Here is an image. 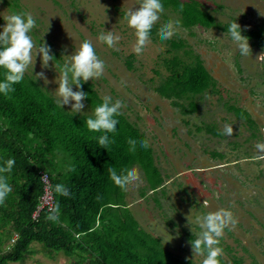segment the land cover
Returning <instances> with one entry per match:
<instances>
[{"label":"rangeland","instance_id":"1","mask_svg":"<svg viewBox=\"0 0 264 264\" xmlns=\"http://www.w3.org/2000/svg\"><path fill=\"white\" fill-rule=\"evenodd\" d=\"M179 1L196 2L213 17L214 24L211 28L199 24L185 27L177 11L164 7L157 26L180 21L171 38L183 42L177 50L152 40L141 55L132 51L134 30L123 17L130 8L139 7L138 0H0V30L12 13L33 14L37 27L31 35L38 45L44 41L50 46L54 61L43 68L37 56L33 71L29 66L24 76L35 81L58 106L55 80L59 66L85 39L91 40L106 68L101 78L84 83L92 85L100 100L108 95L113 102L119 99L126 104L121 115L148 140L153 164L163 178L162 188L152 193L141 167L134 165L140 180L125 191V204L144 231L161 239L165 251L191 264H202L204 256L192 253L185 234L198 238L201 228L196 217L231 205L238 224L234 230H225L221 264H264V160L255 159V145L264 143V60L257 58L264 52V0ZM231 22L260 36L248 37L251 57L240 55L228 36ZM103 30L121 36L115 48L98 40ZM195 56L216 81L218 92L192 97L197 109L186 115L155 89L170 75L165 60L178 57L188 64ZM41 71L49 83L35 80ZM83 103L81 113H73L70 105L59 107L89 118L94 109L86 100ZM182 103L187 105L188 100ZM229 106L248 112L255 127L249 128ZM225 124L233 127L231 137L223 134ZM206 126L214 127L220 136L206 132ZM9 243L4 244V251ZM32 245L35 253L26 264L74 262L62 253L49 260L39 244Z\"/></svg>","mask_w":264,"mask_h":264},{"label":"trees","instance_id":"2","mask_svg":"<svg viewBox=\"0 0 264 264\" xmlns=\"http://www.w3.org/2000/svg\"><path fill=\"white\" fill-rule=\"evenodd\" d=\"M162 3L182 16L181 25L185 27L199 24L211 28L214 24L213 17L194 1ZM159 28L156 25L152 30L153 41L168 43L173 50L182 48V41L160 40L156 34ZM241 34L260 38L255 31L242 30ZM165 63L170 75L155 92L183 114H193L197 109L192 97L218 92L216 81L199 56L188 64L178 57ZM127 67L131 69L130 61ZM4 74L0 68V82ZM12 87L14 91L8 95L0 93V166L8 158L16 160L12 172L6 174L12 192L0 204V264H26L35 253L33 243L41 246L40 251L49 260L62 253L74 260L71 264H191L165 251L159 237L139 226L125 204V191L109 179V166L119 171L137 164L150 192L155 193L164 182L153 164L150 146L143 149L137 144L135 152L129 150L130 138H145L125 123L123 115L115 117L119 122L114 133L92 132L86 127L87 117L65 112L29 77L24 76ZM80 90L87 94L85 100L93 109L103 102L92 85L83 83ZM182 100H188V104ZM228 109L242 117L249 128L255 127L248 112L234 106ZM204 129L220 136L212 126ZM101 135H108L113 141L106 149L98 144ZM70 167L74 171H68ZM40 172L49 174L53 186L59 183L70 189L69 197L53 192L54 205L59 204L57 221L48 220L50 212L46 210L37 220L32 218L43 193ZM14 235L17 238L10 244ZM185 238L189 242L195 240L188 234ZM6 242L10 246L4 251Z\"/></svg>","mask_w":264,"mask_h":264},{"label":"clouds","instance_id":"3","mask_svg":"<svg viewBox=\"0 0 264 264\" xmlns=\"http://www.w3.org/2000/svg\"><path fill=\"white\" fill-rule=\"evenodd\" d=\"M138 5V8H130L124 14L123 21L134 30L135 42L132 51L139 56L152 42L151 33L161 19L164 5L162 0H138ZM181 10H183L182 7ZM36 27V18L30 12L12 13L6 17L5 25L0 30V68L5 70L4 80L0 82V93L8 95V93L14 91L12 85L23 80L29 66L33 71L37 56L40 57L43 68H47L49 62L54 61L50 46L44 41L38 45L33 39L31 33ZM179 27V20H169L160 26L156 34L160 40L167 41L177 33ZM244 31H247V26ZM241 32V26L236 22H231L227 29V34L237 46L240 55L251 57L252 50L249 39L243 36ZM98 40L108 48H115L121 40V36L112 30H103L99 34ZM65 57H68V60L62 66H59V76L55 80L58 85L55 91L59 97L57 102L60 107L70 105L73 113H81L84 108L83 101L87 98V94L80 90L82 84L89 80L101 78L106 65L97 55L91 40L88 39H85L72 55ZM257 58L264 60V52H261ZM34 78L35 80H43L45 84L49 83L42 71L36 73ZM73 85L76 88L75 91H73ZM102 99L103 102L95 107L93 115L86 119V127L92 132L114 133L119 122L115 117L121 114L120 110L126 107V104L119 99L113 102L112 97L108 95H105ZM223 134L229 137L233 135L231 124L224 125ZM112 142L108 135H101L98 138V144L104 149ZM128 144L130 146L129 150L132 152L136 151L137 144L143 149L149 147V142L146 139L138 141L130 138ZM255 148L258 153L255 159L264 160V143H257ZM15 164V158H8L0 166V204H3L6 197L12 192L6 174L12 172ZM68 171H74V168L70 167ZM107 171L109 179L123 191H128L130 185L140 180L135 168H125L117 171L114 167L109 166ZM41 173H39V176ZM42 179H46V177L44 176ZM46 192L48 194L55 192L62 197H69L71 194L67 186L59 183L55 186L52 183L48 184ZM97 198L99 199V197ZM231 207L230 205L229 208H220L196 217V223L201 228V232L198 238L190 243L192 253L204 256L202 264H221L220 258L224 256V250L220 243L225 235V230H234L238 224L237 218L230 210ZM49 212L47 219L57 221L59 219V204L53 205ZM105 218H108V216H105ZM16 238L17 235L12 238L10 244H13Z\"/></svg>","mask_w":264,"mask_h":264},{"label":"built area","instance_id":"4","mask_svg":"<svg viewBox=\"0 0 264 264\" xmlns=\"http://www.w3.org/2000/svg\"><path fill=\"white\" fill-rule=\"evenodd\" d=\"M46 177V179H42V177ZM40 181L43 185V193L39 198V204L36 208V210L32 214V218L34 220H37L38 217L40 216V213L43 210H46L49 212V209L54 205V195L53 192L51 194H48L46 192V187L48 184H51L50 177L47 173L42 172L40 174Z\"/></svg>","mask_w":264,"mask_h":264}]
</instances>
